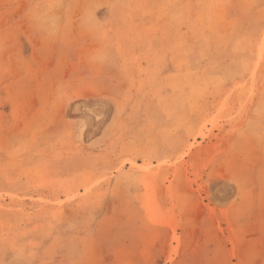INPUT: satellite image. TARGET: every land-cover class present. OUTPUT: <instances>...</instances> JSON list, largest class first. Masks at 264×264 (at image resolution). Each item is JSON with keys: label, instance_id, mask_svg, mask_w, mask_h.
<instances>
[{"label": "rangeland", "instance_id": "1", "mask_svg": "<svg viewBox=\"0 0 264 264\" xmlns=\"http://www.w3.org/2000/svg\"><path fill=\"white\" fill-rule=\"evenodd\" d=\"M0 264H264V0H0Z\"/></svg>", "mask_w": 264, "mask_h": 264}]
</instances>
